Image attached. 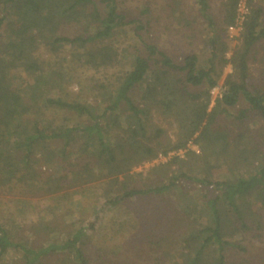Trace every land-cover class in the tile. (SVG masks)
Instances as JSON below:
<instances>
[{
  "label": "trees",
  "instance_id": "1",
  "mask_svg": "<svg viewBox=\"0 0 264 264\" xmlns=\"http://www.w3.org/2000/svg\"><path fill=\"white\" fill-rule=\"evenodd\" d=\"M180 2L169 0V16L176 13L191 33L201 22L209 48L204 65L195 52L175 62L143 38L141 31L149 33L160 21L146 3L136 17L127 18L118 0H0V187L18 186L27 194L4 197L18 212L26 211L21 204L30 203V196L64 193L90 182L109 209L156 196L150 210L135 213L131 228L145 231L168 264H242L246 248L237 237L251 223L260 224L253 201L264 207V155L258 153L252 169L239 174L220 180L209 174L214 158L230 155L231 144L238 147L247 138L231 137L226 121L243 123L249 115L264 121V84L251 82L249 67L256 43L264 38L263 8L247 0L240 43L231 47L224 33L234 24L238 0L222 2V25L210 0H194L193 18ZM41 49L47 57L38 54ZM227 65L231 71L212 99ZM72 82L79 86L74 96L67 90ZM239 102L243 106L232 113ZM154 113L170 118L171 137ZM179 149L184 157L173 155L149 171L177 163L173 181L197 182L211 193L196 201L180 191L173 201L180 213L172 218L162 211L161 197L172 182L135 186L131 170ZM49 214L45 228L59 235L34 245L15 241L0 222V262L16 249L23 264H39L52 254H61L62 264H90L85 226L75 225L70 210Z\"/></svg>",
  "mask_w": 264,
  "mask_h": 264
},
{
  "label": "rangeland",
  "instance_id": "2",
  "mask_svg": "<svg viewBox=\"0 0 264 264\" xmlns=\"http://www.w3.org/2000/svg\"><path fill=\"white\" fill-rule=\"evenodd\" d=\"M225 0H210L212 12L216 20L222 25L223 11L221 9L222 2ZM119 8L125 13L127 18H134L139 12L142 4H147L150 8L152 17L160 19L159 26L149 33L141 31L143 38L147 41H153L160 49L169 55L173 61L181 62L182 56L186 53L195 52L198 55L199 63L204 65L209 56V48L206 41V31L202 27L200 21L196 22V28L191 33L177 19L176 13L169 16L170 6L169 0H118ZM247 4V0H246ZM254 7L262 6V25L264 24V0H253ZM181 10L189 16L196 14V4L194 0H181ZM198 20V18H197ZM200 20V19H199ZM238 31L233 33L227 31L224 33V39L229 46L237 47L240 39L237 37ZM127 38V41L134 42V38ZM43 58L48 56V52L41 49L38 52ZM251 72V82H255L261 86L264 84V38L260 39L255 45V52L249 60ZM229 65L223 67L222 75L218 81V85L214 87L210 94L213 99L217 94L222 84V81L227 72H230ZM77 82H72L67 86V90L74 96L79 94ZM243 106L242 102L232 107V113H236ZM154 120L164 127L167 135L172 136L171 128L168 126L170 118H164L154 113ZM229 127L231 137H237L244 134L247 138L238 147L234 144L230 155L223 158H214L212 167L210 168L209 177L212 180H220L227 175L243 172L249 167L254 166L258 160V153L264 155V121L256 116H248L245 122L237 124L236 122L226 121ZM165 136V135H164ZM164 139V138H163ZM191 149L196 152L199 148L193 144H189ZM255 148L258 152L255 153ZM248 150H252L248 152ZM173 155L184 157V150L170 151L167 155H158L156 158L142 163L140 166L134 167L133 180L130 182L135 186H141L148 182H168L171 183L169 191L161 196L165 203L163 210L172 218H176L180 211L173 204L179 199V192L184 191L188 194L191 200H204L209 191L207 187L200 183L190 182L188 180L179 179L173 181L171 174L177 172L179 165L170 163L165 171H149L152 166L168 162ZM190 164H201L199 160H191ZM43 166L41 170H43ZM186 168V167H184ZM139 173V174H138ZM45 174L43 177H45ZM121 179V177H119ZM213 185L208 186L212 188ZM182 189V190H181ZM99 187L94 182L84 184L80 187L68 189L64 193L57 194H37L36 197H31L30 203L21 204L23 209L21 212L15 211L13 208L17 204L5 203L4 197L14 196L17 198H26L27 194L19 193V187L13 186L9 190L8 186L0 187V222L7 226L13 233L15 241H25L28 244L43 243L48 236L59 235L57 231L45 228L44 221L50 220L49 211L65 212L70 210L71 220H75V225L85 226L87 237H85V252L90 264H168L167 256L162 254L161 249L147 242L143 230H135L131 228L135 224V213L140 214L143 210H150L151 206L158 202L159 197H138L129 199L122 203L117 208L109 209L104 207L101 200ZM10 192V193H9ZM162 200L159 201L161 204ZM33 205V210L29 206ZM253 209L260 219V224L251 223L250 228L239 234L237 240L246 248L242 257L245 259L242 264H264V207L261 209L259 202L253 201ZM261 212L263 217L261 218ZM155 216H157L155 214ZM262 220V223H261ZM90 224L93 226L91 227ZM52 228V227H51ZM61 228V232H62ZM164 248V247H163ZM162 248V249H163ZM62 255H48L39 264H62ZM166 259V260H165ZM0 264H23L21 253L16 250H10L2 259ZM231 264V263H230Z\"/></svg>",
  "mask_w": 264,
  "mask_h": 264
},
{
  "label": "built area",
  "instance_id": "3",
  "mask_svg": "<svg viewBox=\"0 0 264 264\" xmlns=\"http://www.w3.org/2000/svg\"><path fill=\"white\" fill-rule=\"evenodd\" d=\"M248 12V6L246 0H238L236 5V16L233 25L228 26V32L233 33L241 28V23Z\"/></svg>",
  "mask_w": 264,
  "mask_h": 264
}]
</instances>
